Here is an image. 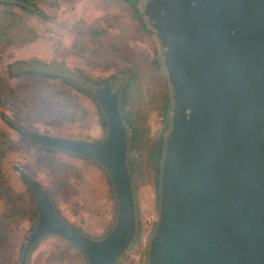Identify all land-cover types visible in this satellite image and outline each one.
Instances as JSON below:
<instances>
[{
	"label": "rangeland",
	"instance_id": "obj_1",
	"mask_svg": "<svg viewBox=\"0 0 264 264\" xmlns=\"http://www.w3.org/2000/svg\"><path fill=\"white\" fill-rule=\"evenodd\" d=\"M56 1H58L57 6H55ZM161 1L164 0H152V3H157V8L163 11L164 4L169 3V0L165 2ZM7 2L9 1L7 0ZM42 2L43 4L45 3L47 9H49L48 12H50L53 18L45 22H37L34 18L29 17L28 23L30 21L33 22L43 33L37 39L27 42L22 46L9 45L0 48V77L9 83L22 79L8 77L9 63L13 64L11 69L16 73L25 70V64L44 63L52 66L56 65L65 70L64 75L73 76L78 79H89L95 82H99L100 79H107L105 83L115 86L119 91V97L120 89L127 80L129 67L133 72L134 85L129 92L125 108L126 110H131L132 116L138 123H141L145 131V138L150 141L158 137L163 132V122L159 108L161 104L160 97L162 93L168 92L169 89L167 82H165L167 79L162 58L161 55H158L160 54L159 45L153 33L143 31L140 28L139 22L133 19L129 13L128 6L118 0H42ZM9 3L13 5L18 4L14 2ZM10 9L17 10L14 6ZM140 9L148 25L158 30L154 25L156 12L151 8L147 10L144 0L141 1ZM106 26L108 27V33L98 39L99 41H92L85 34L86 31L93 27ZM72 43H84V45L88 43L86 52L89 50L91 43H101L100 51L106 53L105 59H108L109 55L113 52V46L117 45L120 48L118 49L116 46L117 54L113 58L106 60L105 63L91 64V62L87 61L89 58L84 61L75 53ZM19 61H24V63H20ZM156 63L159 64V67ZM130 64L132 65L131 67L129 66ZM167 71H169L168 68ZM111 75L116 76L114 79H110ZM54 81L57 87L68 88L69 84L78 86L72 80L70 81V79L62 77H58ZM32 84L34 85L36 82ZM44 87V91L47 92L45 83ZM37 88L38 83L34 89L28 90V88H25L22 92L24 95L27 94V98L21 99L23 107L0 100V113H5L12 118L11 121L14 123V126L21 125L34 132L53 136H65L70 139L90 138L91 140L84 139L90 142H100L104 139V132L101 131L97 124L100 113L103 116L104 114L93 95H90L87 91L79 95L78 106L79 115H82L81 121L66 123L64 126L58 127L56 123H53L51 126L46 125L41 122V119H36L37 117L33 116L34 114H40L42 108L41 102L44 100L42 97L43 90H38ZM8 94L6 95L7 98ZM95 103H97L98 107ZM73 108L74 105H71V109ZM68 115L69 113L66 117ZM124 125L126 126L125 122ZM95 129L100 131L97 138L92 137ZM103 129L106 132V127ZM0 135H2L0 137L7 140L8 145L6 146L9 147L7 151L10 158L16 159L15 164L28 174L35 183L41 184L47 190L49 196L53 197V200L55 199L53 205H57L58 194L53 190L52 175L38 168L30 161V158L32 159L31 154H36L37 149L32 147L28 140L16 131L14 127L6 124L1 119V116ZM92 139L100 140L94 141ZM150 144L148 142L145 144L141 141L139 144L128 149V161L131 162V166L129 165L131 185L135 203L136 232L132 242L114 264H147L146 240L151 222L155 217L157 204L155 173L148 157ZM43 154L47 155L44 152ZM48 156L51 155L48 154ZM68 160L69 158L67 157ZM67 164L69 175L74 176L79 167L73 159H70ZM12 170L13 168L10 170L11 174L9 172L5 173L8 178L7 185L10 186V191L12 190L15 195L19 194L16 191L24 193L23 200L27 201L29 194L25 188L26 185L20 181V178ZM13 179L15 184L13 183ZM89 179L90 176L87 173L80 179V184L82 185H77L75 179L74 185L80 190L83 197H90L92 185ZM112 191L115 198L113 187ZM111 198L112 201L109 204L113 206L112 214L100 212L102 218L106 219L108 217L111 220L107 221L106 227L99 231L98 234L87 232L88 234L93 236L103 235L110 230L116 217L115 201L113 197ZM88 203H91V199ZM88 206V204L85 205L86 210ZM9 209L5 198L0 196L1 220H10L6 217L10 213ZM15 222V226L10 230V235H8L9 239L5 247V242L2 243V248L0 247V264H19L23 244L36 223V215L32 216L30 213L25 219L17 218ZM73 223L72 225L74 226L76 223ZM42 239L45 241L41 240L31 249L27 260L29 264H87L86 259L82 255L70 251L69 243L61 240L62 238H58L56 235H47ZM46 245H48V249L43 251V247Z\"/></svg>",
	"mask_w": 264,
	"mask_h": 264
},
{
	"label": "water",
	"instance_id": "obj_2",
	"mask_svg": "<svg viewBox=\"0 0 264 264\" xmlns=\"http://www.w3.org/2000/svg\"><path fill=\"white\" fill-rule=\"evenodd\" d=\"M7 1V0H4ZM9 2L21 3L23 0H8ZM146 9H153L157 15L154 25L159 31L163 44L168 47L166 69L168 68L169 78L173 87V95L178 99L180 110L184 113V90L186 85L190 84L194 78H197L199 72L198 48H203L204 55L211 57V48L207 49L205 43H213L217 39L216 32L213 28L212 21H217L218 16L229 18V10L223 9L219 15L214 11L211 15L210 5H206L208 11L197 12L198 15H206L202 21L195 23L193 20H186L185 5L187 0H169L164 4L163 11L157 8V3L153 4L150 0ZM161 1V2H165ZM208 1L209 0H205ZM226 5L231 4L234 9L231 11L234 15V21H231L235 27V43L245 40L244 29L241 20L247 19L249 29L247 31L249 40L253 43H264V26L262 25L261 16L258 9L260 0H224ZM236 1V2H235ZM211 16V19H210ZM221 30V29H220ZM231 41V40H230ZM198 52V54H197ZM25 70H33L55 74L58 77L70 79L75 85L93 95L99 103L105 120L106 133L100 142H90L86 140L70 139L66 137L47 135L31 131L21 125H15L14 128L23 137L32 143L54 148L59 151H65L90 158L101 165L107 172L111 186L113 187L116 200V217L111 229L100 238H91L75 229L64 221L56 211L46 190L35 183L33 179L20 170L24 182L29 188L35 202L36 223L23 244L19 264H26L28 255L36 243L47 235H56L76 247V249L86 259L87 264H114L117 258L124 252L132 242L136 232V215L135 203L132 191L131 180L127 166L128 150V131L119 109L118 89L113 91L112 84L90 81L89 79H78L73 76L64 75L65 70L56 65L30 63L25 64ZM259 71V66L257 65ZM251 76V74H250ZM254 77V76H253ZM94 86V87H92ZM264 99L258 104L256 118L252 116L253 110H250L252 121L248 124L250 134H255L252 140H257L256 144L252 143L250 151L244 152L240 144H234V153L231 155L234 165L250 159L253 164L245 166L241 171L232 170L226 173L229 188L225 192L229 200L233 201L235 214L241 206H256L259 196L264 197ZM182 120V119H181ZM180 120V121H181ZM182 124V123H180ZM185 139L176 138L169 143V153L167 154L166 169H164V181L161 190V199L163 204L162 215L158 222L154 238L149 251L148 264H167L168 258L164 255L163 245L169 231V223L174 220L176 205L183 193L177 183L180 182L179 165L185 163L188 159L185 156ZM257 200V201H256ZM203 216V228L213 225L215 222V204L206 198L203 192L200 199ZM259 214L264 216V199L261 204ZM234 218L230 219V222ZM233 224V223H232ZM238 227L247 229L246 222L239 220ZM257 223H252L250 230H255ZM240 230L242 233L243 231ZM264 234V227L262 229ZM230 239L222 238L219 242L222 257H228V250L233 261L236 255L242 250H248L247 241L240 235H231ZM252 246L257 249L264 247V240L251 241ZM166 257V259H165ZM253 259V258H252ZM257 264H264V259H259Z\"/></svg>",
	"mask_w": 264,
	"mask_h": 264
},
{
	"label": "flooded vegetation",
	"instance_id": "obj_3",
	"mask_svg": "<svg viewBox=\"0 0 264 264\" xmlns=\"http://www.w3.org/2000/svg\"><path fill=\"white\" fill-rule=\"evenodd\" d=\"M149 2L150 0H144L145 5ZM208 4L211 15L214 11L219 15L221 10L227 9L229 18L218 16L217 21H212L217 39L213 43H205L207 49L211 48L210 58L205 57L201 46L198 48L199 59L196 62H199V74L185 87L184 113L180 110L178 99L173 95V87L165 67L168 47L163 44L159 31L148 25L143 17L147 30L153 33L159 45L158 55L162 58L169 89L167 113L165 116L161 114L163 132L158 135L162 136L160 161L157 168L153 167L157 204L146 240L147 264L151 243L163 210L161 190L169 143L181 137L185 139V156L188 159L184 164L178 163L182 167L178 169L181 183L177 185L183 193L176 205L175 218L169 223L168 235L163 245L164 255L168 258L167 264H230L233 261L229 256L230 251L227 252L228 257L224 258L218 247L222 238L230 239L231 235H240L248 243L245 244L248 245L245 254L237 248V264H257V260L264 259V247L257 249L250 245L251 241L264 240V216L259 214L264 197L259 196L256 206H241L235 214L234 203L225 194L230 186L226 173L233 169L241 171L254 162L248 159L235 166L231 155L235 148L233 143L240 144L246 153L250 151L252 143H257V140H252L255 134L249 133L248 124L252 121V116L257 117V106L264 99V43H253L249 40L247 19L241 20L245 40L235 43L238 41L231 39L236 34L231 23L234 21L231 12L234 6L226 5L224 0H187L186 20L198 23L203 18H208L197 13H206ZM257 6L264 26V0H260ZM112 89L116 91L117 88L112 85ZM250 110H253L251 118ZM127 166L131 180L128 150ZM203 192L215 204V222L206 228L202 227L203 216L200 213ZM232 218L233 224L230 222ZM239 220L246 222L248 228L240 229ZM252 223H257L253 231L249 229Z\"/></svg>",
	"mask_w": 264,
	"mask_h": 264
},
{
	"label": "trees",
	"instance_id": "obj_4",
	"mask_svg": "<svg viewBox=\"0 0 264 264\" xmlns=\"http://www.w3.org/2000/svg\"><path fill=\"white\" fill-rule=\"evenodd\" d=\"M23 1V4L18 3L13 5L7 1L0 0V48L9 45L22 46L27 42L37 39L38 36L43 33V31L38 29L33 24V22L30 21V23H28L29 17L34 18L35 20H37V22H45L53 18L50 12H48L49 9H47L45 3L43 4L42 0ZM118 1H121L122 3L126 4V6H128L129 8V13L131 14L132 18L139 22L140 28L143 31L149 32V30H147L146 28L147 24L143 19V14L140 9V2L142 0ZM57 5L58 1L55 2V6ZM12 6H14L17 10H11L10 8ZM107 33V26L93 27L85 32V34L88 35L92 41H99L98 39L104 37ZM116 46L117 45L112 47L113 52L109 55L108 59H105L106 53L100 51L101 43H91V46L87 52L86 50L88 47V43H86L85 45L84 43H72V48L74 49L75 53L78 54L84 61L89 58L90 61H87L91 62V64L105 63L106 60L113 58V56L117 54L116 48H120V46ZM91 49H93V51H91ZM127 61L130 62V60L128 59ZM19 62L24 63V61ZM156 65L159 67L158 63H156ZM12 66L13 64H8V77L22 79L15 81L14 83H9L0 77V100L6 101L12 105H18L20 107H23L21 99L27 98V94L24 95L22 94V92L25 90V88H28V90L34 89L38 83L37 89L43 90L42 97L44 100L43 102H41L42 108L40 110V114H32L33 116L37 117L36 119H41L42 123L50 126L53 125V123H56L58 127H62L66 123L81 121L82 115H79L78 98L80 94L84 93L83 89L78 86H73L71 84L68 85V88H63L61 86L57 87L54 80L57 79L58 76L55 74L38 72L33 70H23L16 73L12 71ZM129 66L131 67L132 65L130 64ZM132 74L133 72L131 71V68L128 67V77L127 80L124 82V85L121 87L120 96L118 97L121 115L128 129L129 147L132 148L134 145L139 144V142L141 141L145 144L147 142L151 143L149 147L150 150L148 152V156L153 167L157 168L161 155L162 136L150 141L149 139L145 138V131L141 126V123H138L136 119L132 116L131 110L129 111L125 108V105L127 104V99L129 98V92L131 91V87H133L134 85V78ZM115 76L116 75H111L110 79H114ZM42 81L47 86V92L44 91L45 87ZM33 82H36V84L33 85ZM99 82H107V79H100ZM7 91L8 93H10L8 94ZM7 94L8 98L6 97ZM160 100V113L162 114V116H165L169 104L168 92L162 93ZM95 104L97 106V103ZM71 105H74L73 109H71ZM77 112L78 115L76 116ZM68 113L69 115L68 117H66ZM0 116L6 124L11 127H14V123L11 121L12 118H10L5 113H0ZM97 124L103 128L106 127V120L102 113H100L99 115ZM28 142L32 145V147L37 149L36 154H31V163H33L38 168H41L44 171L48 172V174L52 175L54 192L64 194L65 199L67 200L66 187L69 185V181L74 177L72 175H69L68 173L67 163L69 160L67 161V157L69 156V154L67 152H60L59 150H56L51 147L32 143L29 140ZM6 145H8L7 140L3 137H0V196L5 198V201L8 203L10 208V213L6 215V217H8L10 220L3 221L0 219L1 248L3 242H5V247L9 239L8 235H10V230L15 226V220L17 218L25 219L29 216L30 213L32 214V216L36 215V211L34 208V199L30 193L29 188L27 187L26 183L24 182L22 176L19 173V171L22 169H20V167L15 164L16 159H13L12 157L10 158L9 152L7 151L9 147ZM43 152L47 155H44ZM48 154H50L51 156H48ZM128 164L131 166V162L128 161ZM11 168H13L12 171L16 173L17 176L20 178V181L24 185H26L25 188L26 190H28L29 194L27 196V201L23 200L24 193H20L14 189V191L20 194L15 195L12 190L10 191V186L7 185L8 178L6 177L5 173H10ZM13 183L15 184V181ZM41 240L44 239H40L37 243H39ZM47 249L48 245L43 247V251ZM26 264H29V262H26Z\"/></svg>",
	"mask_w": 264,
	"mask_h": 264
},
{
	"label": "crops",
	"instance_id": "obj_5",
	"mask_svg": "<svg viewBox=\"0 0 264 264\" xmlns=\"http://www.w3.org/2000/svg\"><path fill=\"white\" fill-rule=\"evenodd\" d=\"M98 127L101 129V131L104 132V136H105L106 133L104 131L105 129H103L99 125ZM99 133L100 131L98 129H95V131L92 133V137L97 138ZM60 137H65V136H60ZM75 139L84 140L90 138H75ZM92 140L98 141L100 139H92ZM60 152H65V151H60ZM67 153L69 154L68 156L69 160L73 159L75 161V164L79 168H77L78 170L76 171L77 172L76 176L74 175L73 180H70L69 185L66 187L67 200L65 199L64 194L57 193L58 202L57 205H55L54 207L59 213L60 217L64 221H66L69 225H71L72 227H74L79 231H82L91 238H100L104 236L109 230L105 234L97 235V236L90 235L87 232L98 234L99 231L103 230V228L106 227L107 221L109 222V220H111V218L108 219V217L106 219L102 218V215L100 214V212H109V215L112 214L113 206L109 204L112 201L111 197H113L116 205V200L113 195L112 186L108 174L106 170L96 161L73 153H69V152ZM86 173L90 176L89 181L91 182L92 185L91 186L92 191L90 192V197H83V194L74 185L75 179H76V184L79 185L80 179L83 178ZM39 185L41 186V184ZM50 199L52 203L53 201L55 202V199L53 200V197L52 198L50 197ZM90 199H91V203H88ZM86 204L89 205L88 206L89 209L87 208V210L85 208ZM73 222L76 223L74 226L72 225ZM68 243L70 245V249L72 253L75 254L77 253L79 255H82L74 245H72L70 242Z\"/></svg>",
	"mask_w": 264,
	"mask_h": 264
}]
</instances>
